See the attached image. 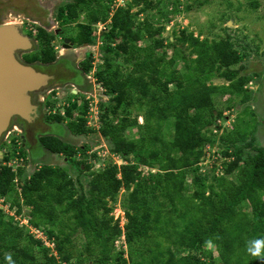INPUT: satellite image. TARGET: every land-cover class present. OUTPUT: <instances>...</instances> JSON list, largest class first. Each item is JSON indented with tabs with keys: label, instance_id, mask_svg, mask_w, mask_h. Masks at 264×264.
<instances>
[{
	"label": "trees",
	"instance_id": "1",
	"mask_svg": "<svg viewBox=\"0 0 264 264\" xmlns=\"http://www.w3.org/2000/svg\"><path fill=\"white\" fill-rule=\"evenodd\" d=\"M103 1L106 2L102 0L101 3ZM90 3L89 0H76L61 6L57 18L67 23L77 20L80 11L87 12L89 23L80 24L74 34L75 44L83 46L94 43L93 26L111 17V29L106 34L112 42L107 43L105 50L109 56L107 68L114 71L110 75L106 72L97 75L112 98L111 105H107L102 116L105 122L101 133L110 140L111 152L127 164H109L105 169L91 173L88 191L83 190L81 183L77 187L63 168L43 166L29 180L18 184L17 178L22 180L24 177L23 170H15L13 166L2 167L0 198H5V205L11 201L10 208L17 209L18 215L24 211L23 207L29 209L27 219L30 226L44 230L49 239L55 238L59 257L52 255L51 248L36 239L28 228L14 226L0 210V264H9L8 256H11L13 264H70L73 255L66 247L77 235L87 239L85 253L95 258V264H127L121 255L112 258L115 241L123 235L132 249L131 258L141 257V261L134 262L136 264H207L202 261L201 253L208 245H215L218 252L217 257L204 252L209 264H264V256H253L248 251L252 242L264 241V197L261 196L264 194V149L260 148L256 156H250L245 162L239 150H235L239 143L252 135V124L242 130L235 126L222 138L227 147L221 156L227 160L235 158L224 163L226 175L242 167L239 172L241 184L222 178V193L212 190V194L207 196V186L199 177L200 187L192 197L185 195L188 191L186 171L193 168L195 173L199 171L196 165L205 156L204 147L210 141L203 131L223 115L222 111L215 114L212 95L237 93L243 95L244 104H250L252 100V92L246 88L252 81L251 76L222 73L245 62L249 56L237 51L230 38L211 43L193 34L184 35L179 38V43L187 44L191 55L196 58H183L187 67L193 66V73L179 74L176 70L170 71L176 65L175 56L168 58L167 52L162 56L156 54L157 49L165 46L164 40L157 39V36L161 37L163 28L156 29L147 17L137 22L145 10L135 13L134 7L142 3L149 7L150 0H131L128 6L116 8L114 14L109 6L101 3L100 9H90ZM37 29V48L27 56V60L30 64L37 61L52 63L56 60L52 46L54 36L44 28ZM30 36L35 37L33 32ZM142 39L154 41L155 46H139ZM117 60L133 68L123 72L120 65L114 64ZM91 68V60L83 64L84 71L89 72ZM216 74L231 84L209 85V80ZM134 105L140 107L137 118H132L131 114L119 117L118 122L108 118L116 115L121 106L127 110ZM75 107L67 109L68 116L72 115ZM246 107L245 115L252 112L250 106ZM87 108L88 104L83 109L84 115ZM138 116L143 120L141 124ZM49 119L59 123L65 121V117L58 113ZM171 121L175 132L173 139L168 141L164 129ZM131 127H136L140 134L135 140L125 137L126 130ZM69 130L78 136L90 133L84 119L71 121ZM40 144L66 159L75 157L78 152L86 154L85 148H82L84 151L77 150L56 136L44 137ZM14 147L10 157L6 158L9 163L16 158L17 144ZM232 149L235 151L231 152ZM25 150L21 147L20 156L23 158L27 157ZM133 154L140 156L139 163L133 162ZM74 163L85 166L86 171L91 170L84 161L79 163L74 159ZM156 165L160 172L154 174L152 180L142 177L141 167L151 169ZM133 185L136 188L133 189ZM122 189L132 191L124 202L128 221L124 227L118 220L114 223L110 216L112 209L108 207V200H115ZM160 197L168 204H162ZM240 203L246 209L251 207L252 211L238 209ZM36 247L39 251L34 250ZM82 256L84 252L79 256L80 262Z\"/></svg>",
	"mask_w": 264,
	"mask_h": 264
},
{
	"label": "rangeland",
	"instance_id": "2",
	"mask_svg": "<svg viewBox=\"0 0 264 264\" xmlns=\"http://www.w3.org/2000/svg\"><path fill=\"white\" fill-rule=\"evenodd\" d=\"M13 3L8 5L6 8L3 18L5 19L2 24L22 25L21 21L25 15H29L31 20L43 21V25L47 27L53 36L54 32L59 28L56 22L57 12L61 6H64L76 0H12ZM99 1V2H98ZM102 0H89L90 9H100V3ZM101 3L109 6L110 11L114 14L116 8L128 6L131 0H105ZM151 5L148 7L146 3H142L141 6L134 7V12L138 13L144 9V13L140 14L137 18V22H142L146 17L150 23H153L154 27L163 28V32L157 36L158 40H164V49H157V56H162L167 52L168 58L175 56L176 65L171 70H176L179 74L190 75L193 73V66L187 67L186 61L183 58L189 60L190 58H196L191 55V48L187 44L179 43V38L186 35L187 37L193 34L195 37H199L200 40H207L209 42H220L223 40H230L236 44L235 49L247 57L245 62L239 65H234L230 68L222 71L223 74L238 73L239 76H251L252 81L246 88L252 92V100L250 104L243 103V95L241 94H229L218 92L212 95V100L215 105V114L222 111L223 115L214 120L211 127H208L203 131L206 137L210 139L207 146L204 147L205 156L201 158L200 162L196 165L199 171L195 173L193 170L186 171V187L188 191H185V195L192 197L193 192L200 187V183L197 178L204 180L207 189V196L212 194V190L215 193L221 194L222 189L220 183L222 178H226L227 181H236L237 184H241L240 170L238 168L233 174L226 175L225 165L226 161L231 162L235 158L225 159L221 156V152L225 150L226 144L223 143L222 138L227 133L233 130V128L239 127L244 129L248 124H252L254 131L249 136L247 141L239 143L235 147L236 151L239 150L242 156L243 162H245L250 156H256L260 148L264 149V0H150ZM29 3V4H28ZM256 4V5H255ZM101 12V10H100ZM110 12V13H111ZM111 16V15H110ZM50 19V23L48 20ZM65 21V20H64ZM67 30V36L73 35L77 32V28L80 24L89 23V15L86 11H80L77 20H69ZM73 24V25H71ZM111 17L105 22H100L94 27V43L79 46L78 48L82 51L86 50V56H89L87 60H91L92 68L89 72L83 69V82L75 83L74 85H68L60 87L54 93L49 95V92L43 95L44 104L41 107L40 114L44 124L48 125L47 131L57 135L59 139L66 142L69 146L80 149L85 152H78L75 157L66 159L63 155L53 154L47 149L39 146L40 155L35 157L31 155L26 149V158L21 155L22 142L19 135H22L24 126L18 125L19 131H12L10 128L9 133L12 132L10 137L14 134L17 135L15 140H12V145L8 144L2 150L13 152L14 144L16 147V158H13L10 163L13 168L23 170V179L17 178L18 184L29 180L36 171L43 166H52L55 168H63L67 171L68 177L72 178L76 182V186L81 183L83 190L88 191L90 185L88 183V176L93 172H99L105 169L109 164L125 165L127 162L122 159L119 155H115L111 152V142L108 138L104 137L101 133L102 123L105 122L103 115L106 111L108 104L111 105L112 98L107 93V89L103 83L98 81L97 75L101 72H106V75L112 74L113 69L108 70L107 60L109 56L105 50L107 43L112 40L107 37V34L111 29ZM61 29V28H60ZM30 32L34 33L36 37L37 27L30 29ZM35 31V32H34ZM30 36V34H29ZM69 36V37H70ZM31 38V36H30ZM52 46L56 51L63 53L62 40L57 37H53ZM120 42V41H117ZM154 41L142 39L139 42V46L145 48L149 45L155 46ZM116 45L114 44V47ZM169 46V47H168ZM79 52V51H78ZM80 54V53H79ZM77 54V55H79ZM80 56V55H79ZM108 56V57H107ZM113 58L115 56H112ZM114 64H118L123 72H128L133 67L126 65L125 62L117 60ZM188 66H190L188 64ZM79 67L82 68V65ZM77 78V74L74 77ZM66 80V79H65ZM209 85L214 86H229L231 82L226 78H223L220 74H216L215 77L211 78L208 82ZM174 90V86L171 88ZM249 91V92H250ZM88 97H85L86 95ZM45 97V98H44ZM88 104L85 115L83 109ZM77 106L72 110V115L68 116L67 109L72 106ZM246 106H250L251 113L244 114ZM121 106L116 115H110V120L116 119L118 122L120 118L126 117L131 114L132 118H137V114L140 111L138 105L128 107ZM142 109V108H141ZM126 110V111H125ZM55 112L65 117V121L54 122L49 118ZM99 115V120L97 116ZM139 118V116H138ZM255 121L252 122V119ZM39 119V118H38ZM84 119L87 123V127L90 129L88 135H74L69 130V123L71 121H81ZM143 122L142 118H139V123ZM57 123V124H56ZM55 124V125H54ZM38 133L44 135L47 126L39 124ZM14 129V128H13ZM175 128L173 121L169 122L167 127L164 129L165 137L168 141L173 139ZM8 133V134H9ZM125 137L129 140H135L140 137L139 131L136 127L128 128L125 132ZM39 138V136H38ZM6 140H10L6 139ZM253 143V146H250ZM7 144V143H5ZM82 148H85L84 150ZM234 149L231 152L235 151ZM20 153V154H19ZM133 162L135 164L140 162V156L137 154L132 155ZM71 159V160H70ZM74 159L81 163L84 161L91 170L86 171L85 166L74 163ZM70 160V161H68ZM26 161V162H25ZM3 167L2 165H0ZM0 167V169H1ZM142 177H148L152 180L154 174L159 173V166L156 165L153 168L141 167ZM19 186V185H18ZM136 188L135 185L132 187ZM132 189V190H133ZM20 190V187L18 188ZM78 191H82L78 188ZM21 193V191H18ZM83 192V191H82ZM132 191H126L122 189L115 200H108V207L112 209L110 216L114 218V223L118 220L121 227L127 224L126 210L124 207L125 199H127ZM262 194V193H261ZM264 197V194L261 195ZM3 198V197H1ZM10 201V200H9ZM162 204L167 203L162 197L159 198ZM0 206L3 207L6 218L9 222L13 223L18 228H23L24 220L27 219V214L30 212L29 209H25L21 215L16 214L17 209H11V201L5 205V198L0 201ZM168 204V203H167ZM238 209L242 211H252V208L246 209L243 203L238 205ZM102 212V211H101ZM57 231V230H56ZM58 232V231H57ZM62 239L63 236L61 237ZM71 245L66 247V250L73 256L70 264H95V258L86 255L87 239L82 235L72 237ZM125 236L118 238L115 241V250L112 253V258L116 259L121 255L122 260H125L127 264H136L134 262L141 261V257L134 256L131 258V247L126 244ZM35 251H39V248H35ZM135 250H133L134 252ZM84 252L82 261H79V256ZM205 253H212L214 256H218L215 245H208ZM204 252L201 253L202 261L209 264L210 260L204 256ZM149 258L148 256H146ZM115 262V261H114ZM6 264V263H2ZM67 264V263H62ZM114 264V263H111ZM122 264V263H119Z\"/></svg>",
	"mask_w": 264,
	"mask_h": 264
},
{
	"label": "flooded vegetation",
	"instance_id": "3",
	"mask_svg": "<svg viewBox=\"0 0 264 264\" xmlns=\"http://www.w3.org/2000/svg\"><path fill=\"white\" fill-rule=\"evenodd\" d=\"M27 2V0H26ZM11 3H13L12 0H0V25H3L2 22L5 21V19L3 18L4 12L6 10V8H8V5H10ZM29 4V3H28ZM60 9V8H59ZM58 9V11H59ZM56 22L58 23V29L54 32L53 36L59 38L62 40V51L64 54H62V52L60 51H56V60L52 63H43L41 61H37L34 62L33 64H30L27 60V56L31 53L34 52V50L37 48V43L34 46L33 51L31 52H22L18 57L20 59V61L23 64H30L33 65L35 67V69L37 71L49 74L51 76H55V79L50 81L47 89L49 92V95H51L52 93H54V91H56L57 89H59L60 87H64V86H68V85H74L75 83H80L83 82V64L86 63L89 56H86V50L82 51L81 48L79 49L75 42H74V30H73V35H69L67 36V26L68 23H65L64 20H59L57 17L55 18ZM48 22L50 23V19L48 20ZM22 25V32L27 35L28 37L30 34V29H33L35 27H41L44 28L46 31H48L49 33H51V31L45 27L42 23L43 21H36V20H31L29 15H25L23 17V20L21 21ZM5 24V23H4ZM19 25V24H18ZM73 25V24H71ZM61 28V29H60ZM35 32V31H34ZM36 34H37V30H36ZM34 42H36V37H31ZM79 52H78V51ZM80 53V54H79ZM79 54V55H77ZM79 65H82V68L79 67ZM77 74V78L78 79H74V77ZM66 79V80H65ZM32 98L34 101V104H36L38 106L37 109V116H34L35 119L32 122H28L27 120H24L21 117H15L12 120V126L11 129L12 131H19L18 129L15 130L16 126L18 125H22L24 126V129L22 131V135H19L21 138V142H22V147L27 149L31 155H35V157H39L40 155V149L39 146H41L40 144V140L44 137H48V136H56L53 133H50L49 131H47L48 129V125L44 124L43 121L41 120L42 117L40 114V111L42 110L41 107H43L44 101H41V98L39 97L38 94L36 93H32ZM53 113V115L57 114L55 112H51V114ZM39 118V119H38ZM41 124L43 125V128H45L44 126H47L46 128V132L44 135H40L38 133V125ZM57 124V123H56ZM55 125V124H54ZM14 128V129H13ZM9 131L2 137L0 138V165H2L3 167H10L13 166L11 163L7 162V159L10 157L11 153H9L8 151H3L2 149L7 146L8 144L12 145V140H15L18 136L14 134L13 137H10V135L12 134V132ZM39 136V138H38ZM10 140H6L9 139ZM7 143V144H5ZM20 154V153H19ZM7 158V159H6ZM1 167V166H0ZM2 168V167H1Z\"/></svg>",
	"mask_w": 264,
	"mask_h": 264
},
{
	"label": "water",
	"instance_id": "4",
	"mask_svg": "<svg viewBox=\"0 0 264 264\" xmlns=\"http://www.w3.org/2000/svg\"><path fill=\"white\" fill-rule=\"evenodd\" d=\"M35 44L21 25H0V138L10 130L15 117L28 122L35 119L38 106L31 94H46L55 79L20 61L18 56L33 51Z\"/></svg>",
	"mask_w": 264,
	"mask_h": 264
},
{
	"label": "built area",
	"instance_id": "5",
	"mask_svg": "<svg viewBox=\"0 0 264 264\" xmlns=\"http://www.w3.org/2000/svg\"><path fill=\"white\" fill-rule=\"evenodd\" d=\"M86 97V95H84ZM97 116V120H99V115H96ZM3 198H0V201H2ZM1 203V202H0ZM1 207V206H0ZM1 209H3V207H1ZM24 225L26 227V229L28 228L30 230V233L38 240H42L43 244L47 247V248H51L52 250V255L56 256V257H59L58 256V253L56 251V244H55V238L53 239H49L46 232L44 230H41V229H36V228H32L29 224V221L28 219L24 220Z\"/></svg>",
	"mask_w": 264,
	"mask_h": 264
},
{
	"label": "clouds",
	"instance_id": "6",
	"mask_svg": "<svg viewBox=\"0 0 264 264\" xmlns=\"http://www.w3.org/2000/svg\"><path fill=\"white\" fill-rule=\"evenodd\" d=\"M36 43H37V41H36ZM262 250H264V241H261V240H256V241L252 242L251 247H249V249H248V251L253 256H257V257L264 256V251H262ZM6 259L9 261V264H13L11 256L6 257Z\"/></svg>",
	"mask_w": 264,
	"mask_h": 264
},
{
	"label": "bare ground",
	"instance_id": "7",
	"mask_svg": "<svg viewBox=\"0 0 264 264\" xmlns=\"http://www.w3.org/2000/svg\"><path fill=\"white\" fill-rule=\"evenodd\" d=\"M9 24L11 25L12 23H9ZM13 25H14V24H13ZM77 51H78V50H77ZM39 97L41 98V101H43V95L40 94ZM44 98H45V97H44ZM16 129H18L17 126H16L15 130H16ZM18 130H19V129H18Z\"/></svg>",
	"mask_w": 264,
	"mask_h": 264
},
{
	"label": "crops",
	"instance_id": "8",
	"mask_svg": "<svg viewBox=\"0 0 264 264\" xmlns=\"http://www.w3.org/2000/svg\"><path fill=\"white\" fill-rule=\"evenodd\" d=\"M41 147V146H40ZM40 150H41V148H40Z\"/></svg>",
	"mask_w": 264,
	"mask_h": 264
}]
</instances>
